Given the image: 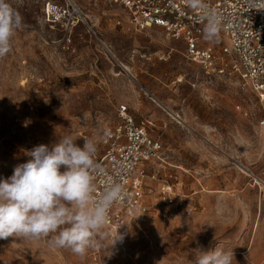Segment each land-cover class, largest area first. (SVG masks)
Returning a JSON list of instances; mask_svg holds the SVG:
<instances>
[{"label": "rangeland", "instance_id": "1", "mask_svg": "<svg viewBox=\"0 0 264 264\" xmlns=\"http://www.w3.org/2000/svg\"><path fill=\"white\" fill-rule=\"evenodd\" d=\"M49 1L65 0H5L21 26L0 57V179L26 163L34 146L66 135L80 147L94 140L98 157L125 103L163 143L165 163L155 171L174 184L182 206L165 203L158 188L138 222L118 233L104 227L99 246L83 257L49 247V238L8 237L0 239V264H194L199 247L218 245L233 250L232 264H264V129L256 97L240 91L235 77L206 76L185 57L183 40L158 27L137 31L116 4L71 0L87 23L66 32L45 15ZM207 42L218 49L227 41Z\"/></svg>", "mask_w": 264, "mask_h": 264}, {"label": "built area", "instance_id": "2", "mask_svg": "<svg viewBox=\"0 0 264 264\" xmlns=\"http://www.w3.org/2000/svg\"><path fill=\"white\" fill-rule=\"evenodd\" d=\"M107 1L121 7L126 22L137 31L158 27L169 37L183 40L185 57L206 76L235 77L240 91L256 97L263 111L257 124L264 129V10L250 9L249 0H206L225 17L219 35L227 42L216 49L204 37L201 12L191 9L187 0ZM44 11L51 25L66 32L87 23L86 15L71 0L46 2ZM149 124L147 118L137 120L129 106L120 103L116 121L102 135V152L94 158L102 169L95 181L96 195L109 179L118 180L126 193L110 210L105 227L111 233L120 232L138 214L147 213L151 206L148 197L152 200L158 188L165 203L182 206L175 200L174 184L160 179L155 171L156 165L165 163V152L163 143L150 134Z\"/></svg>", "mask_w": 264, "mask_h": 264}, {"label": "clouds", "instance_id": "3", "mask_svg": "<svg viewBox=\"0 0 264 264\" xmlns=\"http://www.w3.org/2000/svg\"><path fill=\"white\" fill-rule=\"evenodd\" d=\"M187 3L201 12L205 37L218 38L225 17L206 0ZM249 7L264 10V0H249ZM20 26L19 14L0 0V57L11 51ZM97 150L94 140H84L80 147L72 135L59 138L51 146H34L27 153L30 159L26 163L17 165L10 177L0 179V239L49 238V247L68 249L81 257L97 248V236L102 234L112 206L126 195L118 180L109 179L97 197L95 181L102 172L94 159ZM121 238L116 236L114 243ZM233 259V250L219 245L204 250L201 246L194 264H232Z\"/></svg>", "mask_w": 264, "mask_h": 264}, {"label": "bare ground", "instance_id": "4", "mask_svg": "<svg viewBox=\"0 0 264 264\" xmlns=\"http://www.w3.org/2000/svg\"><path fill=\"white\" fill-rule=\"evenodd\" d=\"M123 67H124L126 70H128V68H127L126 66L123 65ZM152 98L154 99V101H155L158 105H161L160 102L157 101L154 97H152ZM161 106H162V105H161ZM154 195H155V194H154ZM154 195H153L152 197H154ZM143 215H144V214H138L137 217H136V221L138 222V221L142 218Z\"/></svg>", "mask_w": 264, "mask_h": 264}, {"label": "crops", "instance_id": "5", "mask_svg": "<svg viewBox=\"0 0 264 264\" xmlns=\"http://www.w3.org/2000/svg\"><path fill=\"white\" fill-rule=\"evenodd\" d=\"M153 199H156V197H154Z\"/></svg>", "mask_w": 264, "mask_h": 264}]
</instances>
